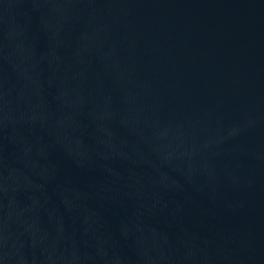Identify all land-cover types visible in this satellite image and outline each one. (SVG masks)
Masks as SVG:
<instances>
[{"label":"water","instance_id":"obj_1","mask_svg":"<svg viewBox=\"0 0 264 264\" xmlns=\"http://www.w3.org/2000/svg\"><path fill=\"white\" fill-rule=\"evenodd\" d=\"M0 264H264V0H0Z\"/></svg>","mask_w":264,"mask_h":264}]
</instances>
